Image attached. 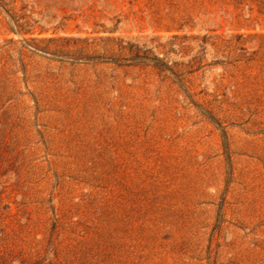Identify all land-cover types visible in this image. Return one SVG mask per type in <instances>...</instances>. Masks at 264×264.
<instances>
[{
	"label": "rangeland",
	"instance_id": "374dc122",
	"mask_svg": "<svg viewBox=\"0 0 264 264\" xmlns=\"http://www.w3.org/2000/svg\"><path fill=\"white\" fill-rule=\"evenodd\" d=\"M0 264H264V0H0Z\"/></svg>",
	"mask_w": 264,
	"mask_h": 264
},
{
	"label": "trees",
	"instance_id": "16d2710c",
	"mask_svg": "<svg viewBox=\"0 0 264 264\" xmlns=\"http://www.w3.org/2000/svg\"><path fill=\"white\" fill-rule=\"evenodd\" d=\"M135 58H145L147 59V56H139V55H136ZM158 65V64H157ZM164 65V64H163Z\"/></svg>",
	"mask_w": 264,
	"mask_h": 264
}]
</instances>
